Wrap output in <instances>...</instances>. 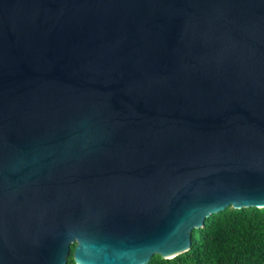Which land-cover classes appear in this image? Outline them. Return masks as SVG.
I'll use <instances>...</instances> for the list:
<instances>
[{"label":"water","instance_id":"water-1","mask_svg":"<svg viewBox=\"0 0 264 264\" xmlns=\"http://www.w3.org/2000/svg\"><path fill=\"white\" fill-rule=\"evenodd\" d=\"M264 208V0H0V264H147Z\"/></svg>","mask_w":264,"mask_h":264},{"label":"trees","instance_id":"trees-1","mask_svg":"<svg viewBox=\"0 0 264 264\" xmlns=\"http://www.w3.org/2000/svg\"><path fill=\"white\" fill-rule=\"evenodd\" d=\"M71 256L67 264H74ZM147 264H264V208L212 214L193 229L186 252L169 260L153 255Z\"/></svg>","mask_w":264,"mask_h":264},{"label":"flooded vegetation","instance_id":"flooded-vegetation-1","mask_svg":"<svg viewBox=\"0 0 264 264\" xmlns=\"http://www.w3.org/2000/svg\"><path fill=\"white\" fill-rule=\"evenodd\" d=\"M72 248H71V251L73 252V248H74V246H71ZM70 251V253H71V255H72V252ZM70 255V254H69ZM72 257V256H71ZM68 259H69V257H68ZM73 260V259H72ZM67 263H68V260H67Z\"/></svg>","mask_w":264,"mask_h":264}]
</instances>
